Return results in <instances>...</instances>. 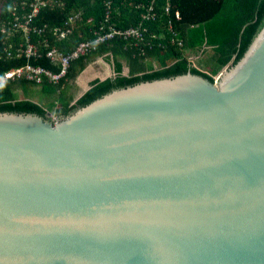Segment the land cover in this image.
<instances>
[{
    "label": "water",
    "instance_id": "1",
    "mask_svg": "<svg viewBox=\"0 0 264 264\" xmlns=\"http://www.w3.org/2000/svg\"><path fill=\"white\" fill-rule=\"evenodd\" d=\"M0 264H264V8L215 75L0 111Z\"/></svg>",
    "mask_w": 264,
    "mask_h": 264
},
{
    "label": "trees",
    "instance_id": "2",
    "mask_svg": "<svg viewBox=\"0 0 264 264\" xmlns=\"http://www.w3.org/2000/svg\"><path fill=\"white\" fill-rule=\"evenodd\" d=\"M102 1L65 0L62 5L54 8H41L34 21L38 24L47 22L50 25L61 23L70 12L82 8L83 12L75 22L69 37L58 38L47 34L50 45L67 50L82 38L92 35L90 28L99 23L103 13ZM148 1L150 0H112L113 11L110 20L115 25L123 27L134 24L142 18ZM156 1L158 9L166 2ZM170 3L172 11L178 10L180 13V18L173 23L178 37L183 40L182 45L172 40V32L165 23V16L161 14L156 19L144 22L149 30L155 31L158 36L152 38L149 45H143V53H140V47L125 44L126 40L113 39L111 44H99L90 53L72 59L66 74L58 83L48 81L35 83L24 78L8 79L0 83V111L36 112L47 116V111L51 112L54 109L57 115H65L76 106L91 101L110 85L144 75L186 71L214 75L226 63L233 61L264 8V0H170ZM9 6L10 0H0V21L8 14ZM36 36L35 34L34 38ZM202 45L211 47L208 56L209 72L193 65L186 57L187 49H196ZM107 50L112 55L115 74L102 79L94 78L90 86L70 104L73 94L66 93L62 84L67 79L74 78L86 66L90 55ZM121 59H125L128 65L127 74L122 73ZM25 61L23 57L2 56L0 37V72ZM31 61L56 70L45 56L32 58ZM29 83L41 85V91L47 95L45 100L34 99L32 90L26 86ZM18 87L23 90L24 96L19 97L15 93Z\"/></svg>",
    "mask_w": 264,
    "mask_h": 264
},
{
    "label": "built area",
    "instance_id": "3",
    "mask_svg": "<svg viewBox=\"0 0 264 264\" xmlns=\"http://www.w3.org/2000/svg\"><path fill=\"white\" fill-rule=\"evenodd\" d=\"M65 0H10L9 12L0 21V37L2 45V56L23 57L26 61L23 64L10 67L0 72V83L13 78H24L35 83L44 81L58 83L66 74L69 63L72 59L86 55L95 50L99 44H110L113 39L126 40L125 44H133L140 47L150 44L152 38L157 37V33L149 30L144 22L148 19H156L159 15H164L166 24L172 32V40L178 45L183 44L181 37H178L174 28V20L180 18L178 10L172 11L170 0L157 8V1L150 0L145 6V13L136 23L128 26L115 25L111 20L113 11L112 0H103V13L99 23L90 28L91 36L82 38L67 50L57 45H50L47 34L58 38L69 37L72 33L75 22L80 18L82 8L70 12L61 23L48 24L47 22L36 23L34 17L37 16L43 7L54 8L62 5ZM37 35L34 38V35ZM41 36L42 38H38ZM42 46V47H40ZM202 45L196 49H187L186 57L193 61L192 56H199L204 47ZM196 52V53H194ZM109 54L105 51L102 55ZM45 56L56 70L42 64L31 61L32 58ZM56 104H58L56 100Z\"/></svg>",
    "mask_w": 264,
    "mask_h": 264
},
{
    "label": "crops",
    "instance_id": "4",
    "mask_svg": "<svg viewBox=\"0 0 264 264\" xmlns=\"http://www.w3.org/2000/svg\"><path fill=\"white\" fill-rule=\"evenodd\" d=\"M100 54H102V53H100ZM98 55L99 54L90 55L86 66L74 78L67 79L64 82V84H62L63 89H66V93H68V94L74 93L72 100H70V102H69L70 104L75 102L77 97H79L90 86V83L94 78L102 79L106 76H110V75L115 74L114 64H113L112 55H111L110 51H109V54L104 57L105 59L102 57V55H99L100 60L98 61V65H97V66H99V68L94 66V64H92V63L96 62V59H93V58H95V56H98ZM109 56H111V58H109ZM121 60L123 63L122 73L127 74L128 73V65L126 64L125 59H121ZM89 61H92V63L88 66ZM107 68L109 69V73L102 76L100 74V72L103 69L105 70ZM39 87L41 89V85H39ZM22 96H24V95H22ZM22 96H19V97H22ZM52 111H54V109Z\"/></svg>",
    "mask_w": 264,
    "mask_h": 264
},
{
    "label": "rangeland",
    "instance_id": "5",
    "mask_svg": "<svg viewBox=\"0 0 264 264\" xmlns=\"http://www.w3.org/2000/svg\"><path fill=\"white\" fill-rule=\"evenodd\" d=\"M194 53H196V52H194ZM210 53H211V47H210V46H206V47H204L203 50H202V52H201V54H200L199 56H196L195 54L192 56L193 61H191V63H192L193 65L198 66L200 69L209 72L208 56H209ZM99 55H102V54H99ZM99 55H98V56H95V58H93V59H96V62L92 63V61H89L88 66L92 63V64H94V66H96V67L99 68V66H97V65H98V61L100 60V56H99ZM107 55H108V54H107ZM105 56H106V55H102L103 58H104ZM109 58H111V56H109ZM104 59H105V58H104ZM91 60H92V59H91ZM231 63H232V62L229 61V62L226 63L224 66H222V67L220 68L219 71H221L222 69L228 67ZM219 71H218V72H219ZM218 72H217V73H218ZM107 73H109V69H108V68L105 69V70L103 69V70L100 72V74H101L102 76H104V75L107 74ZM217 73H216V74H217ZM214 75H215V74H214ZM26 86H27L28 89H31V90H32V94H33L35 100H38V99L45 100V98L47 97V95L44 94V93L41 91V89H40V87H39V84H32V85H31V84L29 83V84H26ZM26 86H25V87H26ZM15 93H16L18 96H22V95H24V92H23V90H22L20 87H18V88L15 89ZM72 94H73V96H74V93H72ZM57 116H59V115H57L55 111H52L51 114L47 115V118H48V119H51L52 121H54L55 118H56Z\"/></svg>",
    "mask_w": 264,
    "mask_h": 264
}]
</instances>
